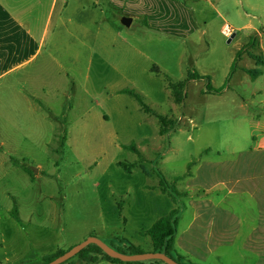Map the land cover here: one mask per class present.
<instances>
[{
  "label": "rangeland",
  "instance_id": "374dc122",
  "mask_svg": "<svg viewBox=\"0 0 264 264\" xmlns=\"http://www.w3.org/2000/svg\"><path fill=\"white\" fill-rule=\"evenodd\" d=\"M152 1L165 9L161 0ZM236 1L238 11H245L241 17L245 28L233 31L239 19L227 22L228 10L209 11L207 35L193 46L199 58L182 56L177 65L167 56H152L160 59V74L150 71L155 66L144 56L132 57L117 48L139 32L124 27L122 16L131 13V6L143 7L150 0H123L122 11L100 0V8L74 11L76 22L66 23L49 37L47 50L35 63L44 59L46 51L55 53L65 68H71L75 59L81 60L79 67L87 66L90 55L93 63L87 70L75 67L78 96L74 93V98L81 101L66 121L70 133L47 137L48 145L34 148L17 143L22 136L9 137L11 128L24 129L35 119L0 100V142L5 144L0 143V211L17 203L24 210L23 220L30 222L17 231L3 215L0 227L12 233V239L44 248L60 240L63 244L82 242L94 231V237L114 250L128 251L134 246L141 253L153 252L147 229L174 211L172 257L180 263L264 264V226L251 231L259 201L248 195L226 196L222 185L230 181L229 190L261 192L264 178L257 172L248 174V180L230 178V171L243 169L217 168L220 162L264 160V154L251 155L246 127L251 117L247 71H251V55L257 47L251 26L264 33V0ZM225 26L230 29L228 35ZM108 40H112L111 47ZM230 65L233 71L225 80ZM38 79L46 82L43 76ZM121 89L138 93L151 112L142 110L133 97L121 95ZM7 90L1 94L5 99ZM99 113L105 122L98 119ZM61 140L63 150L57 151ZM132 145L138 155L126 149ZM9 148L26 154L25 162L41 166L30 163L21 168L32 179H17L19 169H12L6 160ZM120 163L131 167V173L124 172ZM217 171L224 174L217 176ZM161 176L168 187L164 192L159 186ZM243 180L249 184L233 188V182ZM9 189L12 197L3 195ZM224 214H228L226 219ZM221 219L228 224L217 226L215 221ZM240 221L250 224L240 225ZM67 249L62 245L47 255ZM79 262L76 257L69 260Z\"/></svg>",
  "mask_w": 264,
  "mask_h": 264
},
{
  "label": "crops",
  "instance_id": "0c3cea01",
  "mask_svg": "<svg viewBox=\"0 0 264 264\" xmlns=\"http://www.w3.org/2000/svg\"><path fill=\"white\" fill-rule=\"evenodd\" d=\"M101 1L105 2V0ZM106 1L112 7L114 3L117 10H123V0ZM127 1L130 3L137 0ZM160 2L163 3L165 9L156 7V3L152 0L143 7L141 5L137 7L131 6V13L127 17L132 20L128 28H136L139 31L138 35L136 33L131 34L130 37H133V40H130L128 43H120V46L117 47L124 54L128 53L132 57L144 56V58L152 63L151 67L155 66L159 71L160 68L157 65H160V59L158 58L157 60L152 56H167L177 65L181 64L182 56L191 57L195 55L199 58L200 54L194 53L198 50L196 48L193 49V46H197L198 42H203L207 35L209 11L213 10L216 14H219L228 10L231 15L227 18L225 17L227 22L233 21L234 18L239 19V22L236 20L233 31L245 28L246 26V23L241 21V17L245 15V11H238L236 0H171L170 3L168 0L164 2L161 0ZM95 6L100 8V0H0V100H7L9 108L14 106L15 111L24 112L25 116L32 114L35 119L24 129L11 128L9 137L22 136L21 139L15 138L17 143L37 148L48 145L49 141L47 137L49 136L55 137L59 135L62 138V136L70 133L69 128L66 126V121L77 110V106L81 101L79 97L74 98V95L77 94L78 96V93H76L78 91L77 81L74 76L76 72L75 67H78V71L84 68L86 70L89 69L92 67L93 57L92 55L89 56L87 66L79 67L78 65L81 64V60L75 59L76 63L71 68H65L56 59L55 53L46 51L43 55L44 59L38 61V63L35 62H37L41 53L47 50L45 46L49 37L56 35L58 30L62 29L66 23L71 24L76 22L75 18L72 17L74 11H85ZM101 13H103V10H101ZM251 31H253L251 35H255L257 38L256 50L251 55V71L257 70L259 74L251 78V117L246 119V127L251 155H255L264 154V33L254 30L252 26ZM108 45L111 47L112 40H108ZM76 55H80L79 51L76 52ZM233 61L234 59H232L231 63ZM229 71L225 80L229 78ZM42 76L46 82H39L38 78ZM49 78L51 82L48 83ZM3 89H8L6 99L4 96H1ZM65 95H67L66 99L63 97ZM98 115V119L101 122H105L100 117L101 114L99 113ZM77 119H79V115ZM33 137L36 139L35 142ZM0 143L4 144L3 141ZM63 146L61 140L60 150L58 149L57 151H62ZM11 149L9 148V152L6 154V160L13 167L12 169L15 167L19 169L17 179H32L21 168L30 163L34 164L32 162H25L26 154H23L21 151L19 152L18 149ZM10 161L15 163H11ZM34 166L41 168L38 165ZM217 168L243 169L236 173L235 171H230L232 172L230 178L238 176L239 179L248 180V174L252 176L256 172L260 173L262 178H264V170L258 171L259 169H264V160L256 161L252 159L251 161L244 162H220L217 164ZM249 169L251 170L249 171ZM216 174L220 176L224 173L223 171H217ZM35 177L40 176L35 175ZM244 180L241 183L233 182V188L249 184ZM229 182H223L222 184L227 189L226 196L235 194L248 195L249 198L251 197L259 201L257 204V218H251V231H256L260 226H264V219H262L264 217V202L261 201L264 200V191L246 192L244 190L235 192L228 189L227 185H229ZM252 183L251 181V187H253ZM13 193L9 189L3 195L12 197ZM25 197L26 194L22 196L21 200ZM17 199L18 197L15 196L16 201ZM216 207L219 208V204ZM12 208H15L14 213H12ZM23 211L19 204H12L3 211H0V221L4 215L11 220L13 228H17V231H23L24 229H22L21 224L30 223L23 220ZM227 211L232 210L227 209ZM260 216L262 217L260 218ZM227 217L228 214L223 215V218L226 219ZM194 220L190 222L191 226H189V230L191 231L193 224H195ZM215 224L221 227L228 224V222L221 219L216 220ZM242 224L249 225L250 222L240 221V225ZM223 230V228H219V231ZM94 233V231H89L87 236H96ZM11 237L12 233L10 234L8 230L0 227V264H41L42 257L47 255L50 250L57 249L62 245L63 247L65 245L69 249L80 243H71L70 241L63 244L60 240L54 243H46L45 247L42 248L34 244L21 243ZM218 248L219 246L212 250V252H215ZM77 264H81V262ZM97 264L116 263L99 259ZM140 264L157 263L143 261Z\"/></svg>",
  "mask_w": 264,
  "mask_h": 264
},
{
  "label": "trees",
  "instance_id": "16d2710c",
  "mask_svg": "<svg viewBox=\"0 0 264 264\" xmlns=\"http://www.w3.org/2000/svg\"><path fill=\"white\" fill-rule=\"evenodd\" d=\"M233 71V66H231L229 71V76ZM151 72L154 74H160V71L157 67L151 69ZM251 78H254L259 74L257 70L254 71H247ZM205 79H209V77H205ZM123 94H127L133 97L137 103L139 104L140 108L146 112H151V110L144 104L142 97L134 92L133 90L125 89L122 90ZM126 149L130 150L134 154L138 155V150L134 145L131 147H127ZM14 161V160H13ZM118 166L122 167L124 172L131 173V167H125L124 164L120 163ZM159 186L161 187V191L164 192L168 189L166 186L165 179L161 176L159 180ZM175 213L171 211L167 216L159 218L146 232L147 236H149L154 252H162L168 257L174 259L178 263V260L172 257V252L174 251V236L176 233V221L174 219ZM117 251L121 253H129V254H138L141 253L137 247H130L128 251L123 249H117ZM65 251L58 250L55 254L45 255L43 256L44 264L49 263L53 259L57 258L58 256L62 255ZM80 262L86 264H97L99 259L105 260L107 262L116 263V264H140L142 262L136 263H124L116 259H112L104 254L97 246L95 245H88L84 249H82L76 256ZM154 263H161L164 264L162 261L153 260ZM65 263H69V260ZM184 264V263H180Z\"/></svg>",
  "mask_w": 264,
  "mask_h": 264
},
{
  "label": "water",
  "instance_id": "95a60500",
  "mask_svg": "<svg viewBox=\"0 0 264 264\" xmlns=\"http://www.w3.org/2000/svg\"><path fill=\"white\" fill-rule=\"evenodd\" d=\"M131 20L132 19L129 17H123L121 19V24L124 27L128 28L131 24ZM233 36L234 35H232V37ZM227 42H230V39H228ZM88 245H95L108 257L119 260L124 263H136V262H143L148 260H158V261H162L164 264H180L162 252L153 251L147 253L142 252L138 254L121 253L105 245L102 241H100L94 236H89L84 241L70 247L62 255L58 256L57 258L53 259L47 264H63L66 261L70 260L71 258L75 257L82 249H84Z\"/></svg>",
  "mask_w": 264,
  "mask_h": 264
},
{
  "label": "built area",
  "instance_id": "2783aa9c",
  "mask_svg": "<svg viewBox=\"0 0 264 264\" xmlns=\"http://www.w3.org/2000/svg\"><path fill=\"white\" fill-rule=\"evenodd\" d=\"M224 34L225 35H228V34H230L229 32H230V29L228 28V26H225V28H224Z\"/></svg>",
  "mask_w": 264,
  "mask_h": 264
}]
</instances>
